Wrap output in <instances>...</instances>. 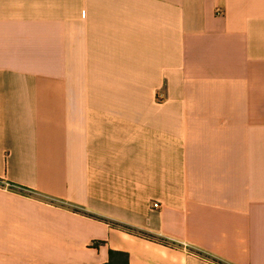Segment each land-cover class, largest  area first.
<instances>
[{"label":"crops","instance_id":"obj_1","mask_svg":"<svg viewBox=\"0 0 264 264\" xmlns=\"http://www.w3.org/2000/svg\"><path fill=\"white\" fill-rule=\"evenodd\" d=\"M111 249L264 264V0H0V264Z\"/></svg>","mask_w":264,"mask_h":264},{"label":"trees","instance_id":"obj_2","mask_svg":"<svg viewBox=\"0 0 264 264\" xmlns=\"http://www.w3.org/2000/svg\"><path fill=\"white\" fill-rule=\"evenodd\" d=\"M144 236L149 238H155L153 235L148 233H142ZM98 245V243H96ZM104 264H129V254L124 251L113 250L109 251V259Z\"/></svg>","mask_w":264,"mask_h":264},{"label":"built area","instance_id":"obj_3","mask_svg":"<svg viewBox=\"0 0 264 264\" xmlns=\"http://www.w3.org/2000/svg\"><path fill=\"white\" fill-rule=\"evenodd\" d=\"M218 12L221 13L222 11H221L220 9H218ZM153 206H154V207H159V203H158V202H154V203H153Z\"/></svg>","mask_w":264,"mask_h":264}]
</instances>
